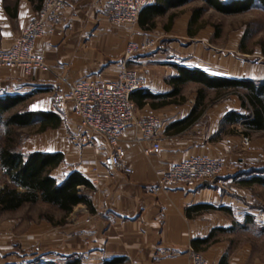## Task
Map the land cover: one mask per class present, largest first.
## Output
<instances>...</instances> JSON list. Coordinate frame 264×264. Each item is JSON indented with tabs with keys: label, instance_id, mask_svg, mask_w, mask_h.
Masks as SVG:
<instances>
[{
	"label": "crops",
	"instance_id": "obj_1",
	"mask_svg": "<svg viewBox=\"0 0 264 264\" xmlns=\"http://www.w3.org/2000/svg\"><path fill=\"white\" fill-rule=\"evenodd\" d=\"M108 2L81 0L60 15L34 45L43 69L25 73L0 67V98L21 97L25 103L38 94L26 112L52 113L61 119L59 127L41 132L24 144L21 152L61 154L63 162L50 173L57 184L76 172L93 188L77 189L88 198L91 210L84 205L74 207L63 225L33 222L14 238V226L0 223V264H188L191 254L199 255L206 264H220L223 258L225 264H264L252 258L248 240L233 247L236 237L247 235L251 225L255 229L260 221L264 225V215L250 213L243 196L237 194L246 188L239 186L235 177L245 172L248 161L264 157V137L251 141L249 149L242 147L239 131L243 126L235 117H228L249 112L246 102L245 107L241 105L245 91L205 87L193 81L175 86L172 82L179 76L178 69H183L213 80L259 84L264 82V66L260 65L264 50L254 54L246 51L243 34L227 36L222 46H214L218 33L203 27L201 15L190 26L192 11L203 7L200 1L197 8H189L188 3L169 10L155 18L148 30L137 23H113L107 14ZM41 3L0 0V53L11 48ZM151 4L152 0L146 6ZM141 36L152 43L151 50L139 53L127 66L138 68L145 80L140 93H134L135 98L139 99L141 93L159 97L139 107L133 102L136 117H152L159 123L156 136L160 149L158 154L148 156L144 153L149 145L135 142V128L127 127L120 141L110 144L80 130L70 104L59 111L54 101L68 85L113 79L127 44ZM256 61H260L258 66L254 65ZM174 89L177 93L170 95ZM187 89L190 92L185 94ZM192 111V122L182 124ZM249 133L261 135L264 131ZM116 148L121 151L123 165L131 171L129 175L106 174L100 168L103 158ZM198 158L224 163L222 178L226 183L236 182L233 194L213 185L158 186V171ZM94 167H98L96 173ZM0 172L4 174L1 168ZM198 207L209 209H194ZM78 208L80 213H76ZM74 214L77 216L69 220ZM19 223L16 221V225ZM42 234L47 236L43 248ZM209 236L208 243L203 244L201 241Z\"/></svg>",
	"mask_w": 264,
	"mask_h": 264
},
{
	"label": "built area",
	"instance_id": "obj_2",
	"mask_svg": "<svg viewBox=\"0 0 264 264\" xmlns=\"http://www.w3.org/2000/svg\"><path fill=\"white\" fill-rule=\"evenodd\" d=\"M80 2L81 0H42L40 10L20 32L11 48L5 53H0V67L18 68L25 73L33 69H43V62L34 54L36 40L57 22L68 7ZM149 2L150 0H109L107 9L116 25L135 26L139 12ZM151 45V42L147 43V47ZM137 49L130 47L125 52L113 79L68 85L65 93L57 95L54 101L59 111H63L65 105L70 104L78 120V128L110 144L119 142L123 130L127 127L135 128V142L149 145L144 153L148 156L159 152V139L156 136L159 123L152 117L138 118L135 115L131 97L144 88L145 80L138 68H128L126 64ZM259 64L260 61L254 62L255 66ZM241 145L244 148L249 147L250 142L246 136L242 135ZM100 168L106 174L121 172L129 175L131 172L123 165L118 148L103 158ZM97 169L98 167H94L92 171L96 173ZM224 169L225 165L220 160L191 159L173 165L167 171H158L157 184L160 188L202 185L211 178L218 177ZM188 264L206 263L199 255L191 254Z\"/></svg>",
	"mask_w": 264,
	"mask_h": 264
},
{
	"label": "trees",
	"instance_id": "obj_3",
	"mask_svg": "<svg viewBox=\"0 0 264 264\" xmlns=\"http://www.w3.org/2000/svg\"><path fill=\"white\" fill-rule=\"evenodd\" d=\"M192 0H152V4L141 9L137 19V25L141 29L148 30L154 25V19L161 17L171 9H176L190 3ZM203 7L192 11L190 26L205 9L225 15H237L245 13L255 6L264 8V0H198ZM179 76L172 80L174 85H180L188 81H193L205 87H223L230 88L234 92L244 90L245 94L242 101V107L246 103L249 112L245 115L230 114L228 117L234 118L240 122V125L246 131H264V82L255 84L249 81H221L208 79L204 75L194 74L188 70L178 69ZM194 74V75H193ZM140 93V92H139ZM174 89L170 95H175ZM134 95V94H133ZM132 95V102L142 106L148 100H156L159 97L151 96L147 93H141L138 98ZM25 101L21 97H3L0 98V129L4 140L0 145V168L8 180V184L0 189V213L16 211L24 205H35L42 203L55 208L61 212L64 218L69 215L73 208L78 205H84L91 210L90 202L86 196L78 192V188L92 190L91 184L80 174L73 172L69 174L60 184L50 176L52 170L56 169L62 162L61 154H43V153H22L19 147L14 143L11 135V128H26L38 126L39 132L47 129L59 127L61 119L52 113H13L6 118L1 116L11 109L19 106ZM246 102V103H245ZM192 113L182 124H190L191 118H195ZM227 118V117H226ZM243 136H248L243 133ZM238 185L243 188L254 186L264 188V164L258 170H250L247 173L238 174L235 177ZM195 210H206L207 207L194 208ZM51 222V221H50ZM62 223V222H61ZM264 232V228L262 229ZM211 236L201 241L208 243ZM193 246V243H191ZM51 264V263H46ZM53 264V263H52ZM65 264H78L76 261ZM225 264V258L220 261Z\"/></svg>",
	"mask_w": 264,
	"mask_h": 264
},
{
	"label": "rangeland",
	"instance_id": "obj_4",
	"mask_svg": "<svg viewBox=\"0 0 264 264\" xmlns=\"http://www.w3.org/2000/svg\"><path fill=\"white\" fill-rule=\"evenodd\" d=\"M197 1L198 0H193L192 2H190L191 4L189 5V8H197L198 6ZM107 14L109 18L111 19L109 9H107ZM199 21L201 22L203 27H210L214 30V32L218 33V38L214 40L213 42L214 46H217V47L222 46L227 36H230L233 38V37H237L239 34H243L244 36L243 47L246 51H248L250 54L252 53L254 54L255 52H258V50L260 51L264 50V10L260 9L259 7H254L252 8V10L248 12L241 13L238 15H233V16H225V15L215 13L214 11H211V10H206L204 13L201 14V18ZM147 43L149 42L147 41L145 36H141L137 42L128 43L123 52L122 61H123L125 52L130 47H134V48L136 47L138 49L131 55L130 60L127 62V64H129L131 60H134V58H137L138 57L137 55L139 53L143 54L151 50L150 47H147ZM260 65L264 66V61H262ZM128 68H133V67H128ZM189 92L190 90L187 89L185 91V94H188ZM36 95L37 97L39 96L38 94ZM34 97L35 96H33V98ZM37 97L36 99H38ZM33 98L28 99L25 103L20 104L19 106L16 107V109H14L8 114H12L14 112L16 113V111L17 112L24 111V110L26 111V107L32 101L36 100ZM8 116L9 115H6V117ZM11 130H12L11 137L14 143L16 144V146L19 147V149H21L22 146H24V144L26 143L28 144L31 141H33L35 136L41 134V132H39L38 126L36 125L26 127V128H21V129L11 128ZM239 133L240 134L247 133L248 134L247 138L249 139L250 143L251 141H255V139L258 138L259 136L264 137V133L261 135L250 134L248 131H245L244 128H241ZM3 140H4V136H2V130L0 129V145L2 144ZM249 148H250V145L246 149H249ZM252 161L254 160H250L248 161L246 165H244V170H245L244 173H247L250 170H258L264 164V157L263 159H259L257 162H252ZM223 176H224V173L222 172L218 177L211 178L210 180L204 182L202 185L217 186V187H220L223 193H228V195L229 193L233 194L231 189H235V183L241 179H237L236 182L233 181L232 183H226L225 182L226 179L222 178ZM6 180L7 178L5 174H2L0 172V187H3L7 184ZM237 194L243 196L242 197L243 202L247 204V210L250 213L255 214L257 216H262L263 218L264 188L254 186L251 188H246L245 191H243V193L238 191ZM237 198L239 197L237 196ZM77 210L78 211H76V213H80L81 209L78 208ZM75 216H77V214H74L73 216L69 217V220L72 217L75 218ZM16 221L20 222L19 225H16ZM37 221H42V224H45V222H48V221H52L51 223H53L54 225H63L65 219L63 221L62 214L59 211H57L55 208L42 204V203H36L35 205H31V206L24 205L16 211L0 213V223L8 222L9 224L14 226L12 228V233L14 235V238H17L21 232L25 231L28 224H31ZM75 221L76 220H74L73 223ZM70 224H72V222ZM258 224L260 226L258 227V229H255L254 226L251 225L247 231V235L246 234L238 235L236 237V241L233 243V247H238L240 246V243H244L246 240H248V242L250 243V246L252 247V258L253 259L257 258L264 263V232H262V229H260L261 227L264 228V225L262 224L261 221L258 222ZM46 237H47L46 234H42L40 237L42 248L44 247ZM18 243H15V244H17L18 246ZM24 247L27 249L26 246Z\"/></svg>",
	"mask_w": 264,
	"mask_h": 264
}]
</instances>
